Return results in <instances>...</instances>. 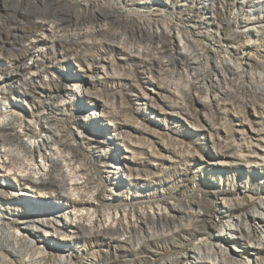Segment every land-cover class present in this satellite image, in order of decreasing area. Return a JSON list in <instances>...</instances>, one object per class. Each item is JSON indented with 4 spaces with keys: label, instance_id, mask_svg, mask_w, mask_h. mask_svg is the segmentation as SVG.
I'll return each mask as SVG.
<instances>
[{
    "label": "rangeland",
    "instance_id": "obj_1",
    "mask_svg": "<svg viewBox=\"0 0 264 264\" xmlns=\"http://www.w3.org/2000/svg\"><path fill=\"white\" fill-rule=\"evenodd\" d=\"M6 1L0 125L13 122L33 153L25 163L37 166L50 165L43 157L52 151L35 147L48 128L59 131L71 178L35 184L0 169V223L28 239L20 258L6 254L2 264H264V226L244 223L264 200V35L243 32L264 25V0H60L49 10L69 31L53 43L42 18L15 16ZM104 18L111 23L91 44L71 39L73 20L86 29ZM165 29L170 36L150 38ZM186 51L207 68L198 77L182 63ZM223 58L244 71L221 79L214 68ZM226 201L240 209L222 213ZM196 204L199 218L177 211ZM156 216L165 228L153 241L120 242L135 243ZM76 217L94 234L78 232ZM202 243L209 258L195 262Z\"/></svg>",
    "mask_w": 264,
    "mask_h": 264
},
{
    "label": "bare ground",
    "instance_id": "obj_2",
    "mask_svg": "<svg viewBox=\"0 0 264 264\" xmlns=\"http://www.w3.org/2000/svg\"><path fill=\"white\" fill-rule=\"evenodd\" d=\"M2 1L5 3L7 2L6 0H2ZM8 1H10V3L12 5L8 6V8H6V10L8 12H10L11 14H14L15 16L18 15V16L23 17V18L30 17V16H36L38 18H42V19H40V20H42L40 22V24L43 27H45V30L48 31V35L45 38L46 41L53 43L55 41H60V40H63L64 38H66V35H67L66 33L69 30H66L65 29L66 27H64V26L68 20H66L64 17H62L60 12L54 11L53 9L52 10L54 12L49 10L50 7H52L53 5L59 4L60 0H8ZM58 10H60V8ZM247 20H249V19L247 18ZM250 20H251V23L249 22L247 24H252L254 22L252 19H250ZM243 21L244 20H242V22ZM109 22L111 23V19H109V18L100 19V20H97L94 24H92L90 26L88 25L87 28L84 29L82 27V25L80 26L79 23L78 24L74 23V20H73L72 25L75 26L76 29H73L74 33H72L70 35V37L74 41L78 42V41L83 40L86 44H91V38L96 37V34L101 33L105 29L104 26L109 24ZM211 30H212L211 31L212 37H213V39L216 40L219 37V35H217V34H219L220 30H215V29H211ZM170 32L171 31L165 29L162 32V35L160 36L159 32L155 31V32L150 34V38L151 39H155V38L158 39L162 36H170ZM243 32L245 34H253L254 36L258 37L260 35H264V25H259V26H253L252 25L250 27H247V29ZM94 39L97 40L96 38H94ZM97 41L99 42L100 40H97ZM101 41L107 43L110 46H113V47L116 46V47L122 48L120 45H118L114 42H108V41H104L102 39H101ZM192 55H191V53L186 51L185 56L182 60V63L183 64L186 63L187 67L193 71V73H194L193 75L195 77L196 76L198 77L199 73H197V72H199V70L206 71L207 68L203 69L202 59L200 57H196L194 54H192ZM220 63H221V65L215 64L214 71H216L218 73V75H220L221 79H223V80H225L227 77L226 73H229V75H233V74H240L244 71V69L241 68L240 65L235 64V63L231 64L226 58H223V60ZM245 64L249 65L250 62H246ZM259 78L264 79V75H263V77L259 76ZM212 81H214V83H216V85L219 83L217 81V79L212 80ZM77 96L81 98L82 93L80 92ZM71 97L73 98V95ZM193 130L197 131V129H193ZM58 132L59 131H56V130L54 132L51 128H48V130H46V135L43 137V140L41 142H39L38 146L35 147L39 152H41V151H44V152L52 151V154L50 152V154L43 157L44 159L46 158L47 161L50 162V165H47L46 163H43V164L40 163V165L38 164V166H37L36 164L32 165L30 163H25L27 161V159H28V161L33 159V153L29 148H27L23 145L18 134L15 133L13 122H11V121L3 122L2 125H0V156L3 155V157H7V160H3L2 162H0V169L2 171H4L5 173H11L14 177H16L15 175L17 174L18 176L21 177L22 180L30 181V182L35 183V184H44L47 181H50L53 183L58 182L60 184L61 183L64 184L65 181H67L68 179L71 178V175L69 173L70 171L67 172L68 169H66V170L62 169L64 167V165H66L67 159L62 158L63 156H61V153L59 152V149H58V145L61 144L58 141V137H59ZM6 147H8V148L6 149ZM2 149H4V150L2 151ZM13 180L15 182H17L16 179H13ZM62 186L63 185H60V187H62ZM26 188H28V187H26ZM64 188H63V190H64ZM72 190H73L72 187H70L69 191H72ZM21 194L22 193H20V195ZM68 195L70 196V192L68 193ZM71 195H73V194L71 193ZM2 198H4V197L2 194H0V199H2ZM263 201L259 202V204H258L259 209H256L255 211L249 213L246 217H244V223L248 226L249 229L251 226H258V227L260 225L264 226V202ZM0 203H1V201H0ZM227 203L228 202L226 201V203L222 207V210H221L222 213H224V212L230 213V212H234V211L240 209V206L238 204L234 205V204H227ZM198 208H199V205L196 204L193 207L179 208V209H177V211L181 214L186 215L188 218H190V217L191 218L192 217L193 218H199V214L197 212ZM24 212H26V211H24ZM4 215H5L4 212L0 210V219H3ZM77 218L78 217H76V219ZM78 219H77L78 224L76 225V229H78V232H80L83 236H85L86 234H88L89 236L91 234H94L93 231L95 229H93V227H94L93 223L90 222L91 225L89 224V226H88L89 229H87V228L85 229V227H83L81 225V223H82L81 217H79ZM27 223H29V222H27ZM41 224L44 226H51L50 224H45L44 222H42ZM152 224H153V222H152ZM236 224L239 226L241 224V221L239 219H237ZM3 225H5V224L0 223V264H2L4 262V258L7 256L6 254L11 255L14 258H20L24 253V251H23L24 248H22L21 245H19L20 241L24 240V238L27 239V236L25 234H22L21 238L15 236L13 234H10L9 232H7V228H5L6 226H3ZM172 225H174V224H172ZM168 227H170V226H168ZM224 227L226 230L229 231V233H235L237 231V228L234 227V225L231 224L230 221H227V224ZM25 228H26V231L28 233L34 234V232L36 231V229H34V227L32 225H28ZM157 228H160L162 231H163V228H165V223L163 222V220L159 216H156V221L152 226L143 222V230L144 231L139 232L140 237H135L136 238L135 243H133V240L127 239L125 237L123 239H120V242L123 245L130 246V249L137 248L141 245H144L146 242L153 241L157 237V235L155 233V231H157L156 230ZM174 230H175V228H174ZM242 232H243V229H242ZM253 232H254V230H253ZM143 233H144V235H143ZM227 238L229 239V238H233V237L232 236L231 237L226 236V239ZM27 240H24V241H27ZM33 243L34 242L31 239L28 244L32 245ZM206 247H207L206 243H202V246H200V247H194V249L192 250V254H191L190 258H192V260L195 262H198V260H204L206 258H209L208 257L209 254L206 255V253L202 254V252H201L203 248L207 249ZM217 249H218V252H217L218 255L224 254L223 250H222L223 249L222 246L219 245L217 247ZM249 252L251 254H253L251 251H249ZM217 257H219V256H217ZM63 264H65V263H63ZM166 264H179V260L178 259L168 260L166 262ZM224 264H225V262H224Z\"/></svg>",
    "mask_w": 264,
    "mask_h": 264
}]
</instances>
